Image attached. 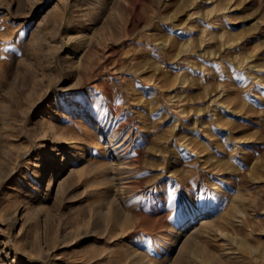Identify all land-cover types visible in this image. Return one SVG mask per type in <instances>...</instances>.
<instances>
[{"label": "rangeland", "instance_id": "374dc122", "mask_svg": "<svg viewBox=\"0 0 264 264\" xmlns=\"http://www.w3.org/2000/svg\"><path fill=\"white\" fill-rule=\"evenodd\" d=\"M0 264H264V0H0Z\"/></svg>", "mask_w": 264, "mask_h": 264}]
</instances>
